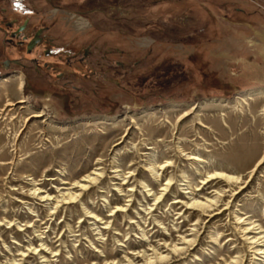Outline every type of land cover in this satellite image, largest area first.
<instances>
[{
	"label": "rangeland",
	"instance_id": "1",
	"mask_svg": "<svg viewBox=\"0 0 264 264\" xmlns=\"http://www.w3.org/2000/svg\"><path fill=\"white\" fill-rule=\"evenodd\" d=\"M34 3L65 52L101 49L102 68L0 63V264H144L133 255L183 236L156 264H264V0ZM215 171L235 179L204 183ZM214 196L212 211L183 204Z\"/></svg>",
	"mask_w": 264,
	"mask_h": 264
},
{
	"label": "flooded vegetation",
	"instance_id": "2",
	"mask_svg": "<svg viewBox=\"0 0 264 264\" xmlns=\"http://www.w3.org/2000/svg\"><path fill=\"white\" fill-rule=\"evenodd\" d=\"M8 1L10 5L0 7V29L11 56L5 64L15 65L17 68L5 67L6 74L25 70L27 73L33 71L36 75L46 74L52 77L62 75V65L78 73L85 70L96 73L98 68H102L101 49L95 53L87 48H71L70 51H64L66 45L51 33V22L46 7L37 6L33 3L35 0ZM44 1L51 3V0ZM79 40L76 37L73 42L77 43Z\"/></svg>",
	"mask_w": 264,
	"mask_h": 264
},
{
	"label": "bare ground",
	"instance_id": "3",
	"mask_svg": "<svg viewBox=\"0 0 264 264\" xmlns=\"http://www.w3.org/2000/svg\"><path fill=\"white\" fill-rule=\"evenodd\" d=\"M18 85H19V88H21L23 85V81L19 80ZM248 92H250V91H248ZM19 102L21 103V102H25V101L23 99H20L18 101V103ZM196 104L197 103L193 104V107L196 106ZM190 113H192V110L185 112L184 117H186ZM42 115H43V113L40 111L39 113L34 114L33 117H41ZM27 120H28V118H27ZM195 159L199 160V158H195ZM263 160H264V157L257 163L256 167L259 166L263 162ZM166 166H167V164H160L159 166L156 167V165L152 164V165H150L149 168L154 173L155 177L159 178V176H160L159 170L164 169ZM256 167L254 169H256ZM254 169H253V171H254ZM96 170L97 169H95L91 173L85 174L81 178V180H78L75 182L77 184L76 186L79 188L78 190L81 191V192H79V194L69 192V191L61 193V195L58 196V198L56 199L55 203H59V201H60L59 199H61V201H65V203L75 202L77 200V198L82 194V191L87 189L90 186V183L96 181L98 179L99 175L102 174L101 172H98ZM214 179L233 180L235 178H234V176L227 174L225 172L215 171V172L209 173V178H205L204 183H209L210 181H212ZM236 180H238V179L236 178ZM170 185H171V181H168L166 183L164 190H167ZM199 189L200 188H198L197 190H199ZM162 194H160L158 196L155 195V200L156 201L159 200L162 197ZM48 196H50V195H48ZM48 199H51V198H48ZM177 202H181V200H178ZM217 203H218V199L216 198V196L206 197V198H202V199L192 197V198H189V200L183 202L184 206H186L187 208H196V209H201L203 211H212L213 208L217 205ZM219 212L220 211H217L214 214H217ZM239 223H241V222H239ZM0 224H1V222H0ZM251 225H253V223ZM251 225H250V227L245 228L247 232H251L252 230H254L256 228V227L251 226ZM259 228H262V227L259 226ZM255 233H258L255 236H253V239H255V243H260L258 245L264 246V234H263V232L259 231V232H255ZM143 235L146 236V233L144 231H143ZM179 240H180V242H176V241L175 242H169V243L166 242V244L164 246L168 247L167 249L169 250V252H167L166 254L163 251H160V248H154L152 250L153 252H151V253H148L146 250H141L140 252H138L139 256L133 255V257L134 258H138V257L140 258L141 257V260L144 261V264H156L158 262H163V261L170 258V253L181 252L182 250L185 249V244H189L191 242V239H188L185 236L181 237V239H179ZM257 250H258V253H264V247H259V248H257ZM225 263L227 264L226 261H225ZM112 264H123V263L115 262ZM128 264H138V263L135 262V259H129Z\"/></svg>",
	"mask_w": 264,
	"mask_h": 264
},
{
	"label": "crops",
	"instance_id": "4",
	"mask_svg": "<svg viewBox=\"0 0 264 264\" xmlns=\"http://www.w3.org/2000/svg\"><path fill=\"white\" fill-rule=\"evenodd\" d=\"M33 3H34V1H33ZM8 5H10V2L8 0H0V7H5ZM46 10H48V12H49V9H46ZM48 12H47V14H48ZM10 58H11V56L8 54V51H7L5 43H4V36H3V33L0 29V63L2 65V69H4L5 67H10V69H16L17 68V66H15V65H11V64L6 65L5 64V61L10 60Z\"/></svg>",
	"mask_w": 264,
	"mask_h": 264
}]
</instances>
